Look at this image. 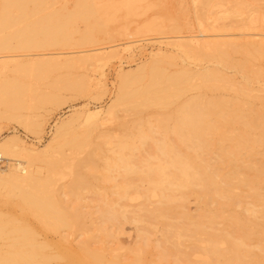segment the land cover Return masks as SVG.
I'll return each mask as SVG.
<instances>
[{
  "label": "rangeland",
  "instance_id": "1",
  "mask_svg": "<svg viewBox=\"0 0 264 264\" xmlns=\"http://www.w3.org/2000/svg\"><path fill=\"white\" fill-rule=\"evenodd\" d=\"M78 1L50 0V7L41 15L55 12L59 19L65 20ZM93 3L107 7L104 25L87 26L82 19H75L69 25L74 34L68 44L0 50V63H5L0 71V83L10 81L20 91L8 101H0V141L16 135L28 147L41 150L56 135L62 122H68L67 133L86 141L84 149L76 153L62 146L61 141L55 147V150L63 149L75 165L74 173L66 169L54 176L57 204L69 226L50 227L42 218V211L25 203L21 188L13 187L0 197V264L33 261L93 264L85 246L98 248L97 242L108 235L107 246L121 248L120 254H125L141 242L142 225L150 232L148 258L157 260L152 249L162 239L159 222L150 223L147 219L141 224L123 222L116 230L110 224H102L100 211L105 202L117 198L115 193L124 184L121 170L113 171L111 166L120 156L131 152L139 158L154 155L152 141H141L139 132L158 139L160 135L149 132L150 128L157 125L159 114L171 112L178 103L167 107L123 105L117 100L121 75H126L132 87L138 88L149 81L152 68L161 69L166 75L184 69L192 72L207 67L217 69L233 86L215 90L201 87L186 93L178 102L194 94L223 97L250 102L264 117V56L257 55L260 50L264 52V0L249 3L245 9H237L236 0H228L214 9L200 0H132L131 3L94 0ZM128 6L132 7L130 13L126 11ZM226 13L234 16L218 18ZM85 32L88 39L82 38ZM36 38L42 41L45 36L39 34ZM196 39L209 42V52L214 55H201ZM219 51L225 53L226 62L216 56ZM38 69L35 76L33 71ZM69 82L75 86L68 87ZM195 82L201 85L202 80ZM244 87L258 98L238 90ZM96 111L100 113L88 119ZM220 124L219 129L208 135L213 143L223 141L231 146L232 142L226 138L228 133H248L242 123L229 128ZM254 132L264 135V126ZM133 146L137 148L134 151ZM55 150L50 152L54 154ZM216 152L214 147L202 155L214 162ZM88 153L93 155V160L81 163ZM241 155L264 164L262 145L251 144L241 150ZM20 158L27 159L25 154ZM6 164L8 169L17 166L15 160H7ZM219 167L222 173L229 170L227 163ZM236 192L245 194L242 189ZM142 200L130 202L129 209L136 208ZM184 210L197 215L205 207L189 197ZM225 213L235 217L245 214L243 206ZM84 242L88 245H83Z\"/></svg>",
  "mask_w": 264,
  "mask_h": 264
},
{
  "label": "bare ground",
  "instance_id": "2",
  "mask_svg": "<svg viewBox=\"0 0 264 264\" xmlns=\"http://www.w3.org/2000/svg\"><path fill=\"white\" fill-rule=\"evenodd\" d=\"M93 1L79 0L67 18L61 20L55 12L41 15L50 7V0H0V50L68 44L74 34L69 25L78 18L87 26L101 27L106 20L107 7L96 6ZM226 1L200 0L211 9ZM236 1L237 9H245L249 3L257 2ZM126 9L130 13L132 7ZM232 16V13H226L218 18ZM39 34L45 36L42 41L36 38ZM82 38L88 39V32L83 33ZM195 44L204 57L214 55L209 52V42L196 39ZM257 55L264 56L263 50ZM216 56L222 62L227 61L222 51ZM4 64L0 63V71ZM33 74H39V69ZM200 78L202 83L198 85L195 80ZM72 85L75 86L67 83L68 87ZM17 86L10 81L0 83V101L19 95ZM132 86L127 76L121 75L117 100L123 105L167 107L175 102L178 104L171 112L159 114L157 125L150 128L149 132L160 135L158 139L150 133L139 132L141 141H152L154 155L139 158L131 152L120 156L111 166L113 171L121 170L119 174L124 177V184L121 191L115 193L116 199L105 202L100 219L102 224H110L116 230L123 222L141 224L145 219L150 223L159 222L162 239L152 249L156 251L157 260H151L148 258L150 232L146 226L140 228L141 242L122 255L121 248L107 246V235L104 239L99 238L98 248H84L93 264H264V164L241 155V150L248 149L251 144L264 146V135L254 132L264 126L263 113L250 102L210 98L203 94L187 96L178 102L186 93L201 87L215 90L233 86L228 77L208 67L194 72L184 69L170 75L152 68L146 84L138 88ZM238 90L253 99L258 98L247 87ZM99 113L89 114L88 119ZM220 122L228 128L242 123L248 133H228L226 138L232 142L231 146L223 141L213 143L208 135L219 129ZM67 125L68 122H62L56 135L41 150L28 147L16 135L0 141V153L7 160H15L17 165L11 169L6 166L7 169L0 171V197L13 187L23 189L25 203L42 211V218L52 228L69 226L55 197V173H64L66 169L70 173L75 171L72 159L63 149L55 150L56 144L61 141L62 146L75 153L82 151L86 144L85 140L67 133ZM214 147L217 157L213 162L202 153ZM132 148L133 151L137 149ZM52 149L54 154L50 152ZM22 154L27 159L22 161ZM92 156L88 153L82 162H78L92 161ZM226 163L229 170L222 173L219 165ZM237 189H242L245 194L237 193ZM189 197H194L205 211L187 214L184 209ZM246 198L249 201H245ZM140 199H143L141 203L130 210V202ZM242 206L244 215L235 217L225 213ZM29 264L44 263L33 261Z\"/></svg>",
  "mask_w": 264,
  "mask_h": 264
},
{
  "label": "built area",
  "instance_id": "3",
  "mask_svg": "<svg viewBox=\"0 0 264 264\" xmlns=\"http://www.w3.org/2000/svg\"><path fill=\"white\" fill-rule=\"evenodd\" d=\"M7 159L0 153V171L6 167Z\"/></svg>",
  "mask_w": 264,
  "mask_h": 264
}]
</instances>
